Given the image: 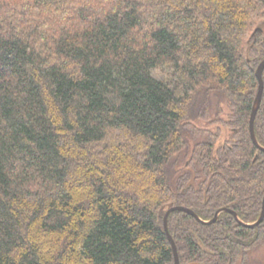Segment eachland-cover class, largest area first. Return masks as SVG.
<instances>
[{"label":"trees","instance_id":"trees-1","mask_svg":"<svg viewBox=\"0 0 264 264\" xmlns=\"http://www.w3.org/2000/svg\"><path fill=\"white\" fill-rule=\"evenodd\" d=\"M263 26L264 0H0V264H173L168 207L256 220ZM167 227L179 264L264 246L226 211Z\"/></svg>","mask_w":264,"mask_h":264},{"label":"water","instance_id":"water-1","mask_svg":"<svg viewBox=\"0 0 264 264\" xmlns=\"http://www.w3.org/2000/svg\"><path fill=\"white\" fill-rule=\"evenodd\" d=\"M263 69H264V56L258 62L257 66L255 68V75H256L258 84H257L255 97H254L253 104H252L251 111H250V115H249L248 127H249V133H250V137H251L252 142L254 143V145L259 150L264 152V145H261L257 141L256 136L254 134V118H255L257 109H258V107L260 105L262 92H263V85H264L263 84V78H262ZM173 210H182L184 212H187V213L193 215L199 222L204 223V224H208V223H211V222L215 221L218 218L219 213H221L223 211H226V212L231 213L234 216L235 220L239 224H241L243 226H246V227H251L252 228V227L258 225L264 219V194H263V197H262L260 213H259L257 219L254 220L253 222H245V221L241 220L239 218L238 214L233 209H231L228 206H222V207L216 209L214 214H213V216L210 219H207V220L202 219L193 209H191L189 207L182 206V205H173V206L168 207L166 209V211L164 212V215H163V228H164V231H165V233H166V235L168 237V240H169L171 248H172L173 264H179V257H178V253H177V248H176L174 239L172 238L171 234L169 233L168 227H167V217H168L169 213L171 211H173Z\"/></svg>","mask_w":264,"mask_h":264},{"label":"rangeland","instance_id":"rangeland-1","mask_svg":"<svg viewBox=\"0 0 264 264\" xmlns=\"http://www.w3.org/2000/svg\"><path fill=\"white\" fill-rule=\"evenodd\" d=\"M263 29H264V26H263ZM263 84H264V81H263ZM263 88H264V85H263ZM214 99L212 102L210 101L213 107H214V102H215ZM200 123L204 125L203 121H201ZM230 132H231L230 129L222 127V133H221L220 138L223 140L227 136H230ZM182 160H183V157L180 156V158L178 159V162L175 164L174 167L178 168L182 166L183 165ZM248 253H249L248 264H264V246L252 247L250 250H248ZM235 264H243V263L240 261H237Z\"/></svg>","mask_w":264,"mask_h":264}]
</instances>
